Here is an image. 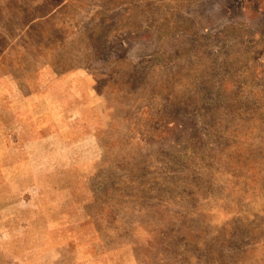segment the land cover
<instances>
[{"label": "rangeland", "instance_id": "1", "mask_svg": "<svg viewBox=\"0 0 264 264\" xmlns=\"http://www.w3.org/2000/svg\"><path fill=\"white\" fill-rule=\"evenodd\" d=\"M0 56V264H264V0H0Z\"/></svg>", "mask_w": 264, "mask_h": 264}, {"label": "crops", "instance_id": "2", "mask_svg": "<svg viewBox=\"0 0 264 264\" xmlns=\"http://www.w3.org/2000/svg\"><path fill=\"white\" fill-rule=\"evenodd\" d=\"M3 60H4L3 56H0V62H1L0 69L3 66ZM3 77H4V74H2V71H1V73H0V108L6 109L8 111L7 115H9L10 109L17 108L18 112L26 109L25 104H27V102H26V87H25V85L24 84L23 85L17 84L14 86H9L8 83H6V85H4ZM51 104H53V103L51 102ZM21 123L25 127L26 120H24V122H21ZM53 125L54 124H52V123L47 124V126L50 128H52ZM39 128H40L41 132L45 131L44 123H42V124L39 123ZM19 131H21V128H19ZM38 134H40V133H38ZM41 135H43V133H41Z\"/></svg>", "mask_w": 264, "mask_h": 264}]
</instances>
